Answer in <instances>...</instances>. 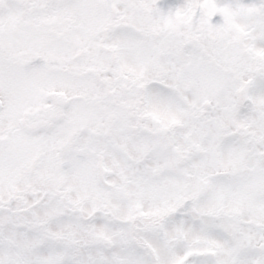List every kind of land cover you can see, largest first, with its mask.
Returning a JSON list of instances; mask_svg holds the SVG:
<instances>
[{
  "label": "snow or ice",
  "instance_id": "1",
  "mask_svg": "<svg viewBox=\"0 0 264 264\" xmlns=\"http://www.w3.org/2000/svg\"><path fill=\"white\" fill-rule=\"evenodd\" d=\"M0 264H264V0H0Z\"/></svg>",
  "mask_w": 264,
  "mask_h": 264
},
{
  "label": "rangeland",
  "instance_id": "2",
  "mask_svg": "<svg viewBox=\"0 0 264 264\" xmlns=\"http://www.w3.org/2000/svg\"><path fill=\"white\" fill-rule=\"evenodd\" d=\"M218 2H224V0H218ZM160 4H161V6H163V4L161 3V2H159ZM167 3L168 4H171L170 3V0H167ZM181 3V2H180ZM220 19V16H219V14H217L216 16H214L213 18H212V22L213 23H216V22H220L221 21V19Z\"/></svg>",
  "mask_w": 264,
  "mask_h": 264
}]
</instances>
